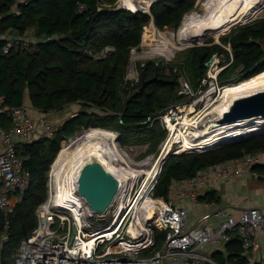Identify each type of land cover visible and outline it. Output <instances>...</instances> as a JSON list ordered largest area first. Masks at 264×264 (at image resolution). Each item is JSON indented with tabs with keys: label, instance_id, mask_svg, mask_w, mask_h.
I'll return each instance as SVG.
<instances>
[{
	"label": "trees",
	"instance_id": "trees-1",
	"mask_svg": "<svg viewBox=\"0 0 264 264\" xmlns=\"http://www.w3.org/2000/svg\"><path fill=\"white\" fill-rule=\"evenodd\" d=\"M118 2L0 0V33L8 29L20 33L33 29L51 37L34 47L12 49L0 55V105L14 107L28 103L47 113L62 111L71 104L81 105L52 135L17 143L31 182L12 212L0 209V264H12L15 249L37 227L36 211L48 197L49 173L64 140L82 128L102 127L120 132L124 144L132 139L152 141L153 150L167 132L157 117L184 100L178 93L177 71L166 74L155 62L149 61L141 67L140 81L135 85L126 80V67L131 49L142 42L145 25L153 20L161 29L167 26L178 29L196 0H156L150 3V12L139 10L144 8L141 5L131 8L137 10L118 8ZM3 44L0 41V49ZM224 45L231 47L233 61L220 73L221 85L233 83L227 73L237 68L241 69L236 79L240 81L263 72L264 18L232 29L222 36V44L191 49L189 63L195 89L205 76V62L214 54H224L226 61H231ZM143 80L150 81L141 90ZM0 124L6 127L10 124L5 113H0ZM250 152L264 153V133L224 142L205 152L171 155L154 194L168 200L175 183L183 182L209 165L238 159ZM254 169L264 173V163ZM215 194L208 191L201 199L217 202ZM5 230L8 239L1 243ZM165 236V231L156 230V248ZM222 244V248L211 253L215 263L210 264H262L252 260L249 254L252 248H244L238 232H232L231 238Z\"/></svg>",
	"mask_w": 264,
	"mask_h": 264
},
{
	"label": "built area",
	"instance_id": "built-area-1",
	"mask_svg": "<svg viewBox=\"0 0 264 264\" xmlns=\"http://www.w3.org/2000/svg\"><path fill=\"white\" fill-rule=\"evenodd\" d=\"M29 1L20 0L24 3ZM17 12L19 13L18 10ZM252 21L253 18L243 24ZM48 39L51 37L41 35L33 29L24 33L8 29L0 33V41L4 42L0 55L9 53L12 49L31 48L39 41ZM224 47L229 50L233 61L231 47ZM210 62L203 78L210 80L211 86L205 93L200 91L199 95L189 102L173 104L157 117L167 131L157 160L160 164L157 177L155 178L156 172L151 177L142 173L133 179L120 180L117 194L110 206L104 212H99L92 209L85 197L79 193L78 186L74 191L79 201L74 202L76 209L68 208L58 194L56 178L53 170H50L48 197L36 211L38 225L15 249L12 264H210L215 262L205 250L207 244L226 242L231 238L232 232H238L242 236L245 249L259 246L261 238L264 239V212L260 208L251 207L237 217L219 206L212 212L218 220L217 224L207 222L199 214L198 208L204 206L209 209L214 203L201 199L206 193L205 189L222 180L236 177L246 167L260 164L261 152L246 153L238 159L203 168L183 182L175 183L168 200L154 194L165 158L183 153L205 152L224 143L220 142L203 150L191 148L179 152V142L171 141L169 122L177 123L181 120L179 117L189 116V123L198 128L200 133H203V127L211 125H202L198 121L202 111L199 104L209 94H212L210 99L218 97L216 93L220 88H224L219 82V75L231 62L220 66L218 54H215ZM177 80L180 95L187 98L186 95L193 93L184 76H179ZM182 107L186 109H180ZM173 112L175 117L168 121ZM0 113H5L10 119L8 127L0 124V209L12 212L31 182L30 172L24 169V159L17 151V143L31 142L40 135L50 136L57 126L51 122H44L42 125L35 123L30 114V106L26 103L14 107L0 105ZM198 135L197 131L191 133V137ZM169 144L173 147L168 153L165 148ZM252 173L256 178L264 177V173L258 170H253ZM68 202L73 201L67 200ZM178 202L189 203L190 207ZM190 211L197 217V222L193 225L189 223ZM101 220L105 221V225L95 228ZM106 230H109L110 234L98 237V232L103 233ZM156 230L166 232L165 239L158 248L155 247ZM7 239L8 233L5 230L1 243Z\"/></svg>",
	"mask_w": 264,
	"mask_h": 264
},
{
	"label": "bare ground",
	"instance_id": "bare-ground-1",
	"mask_svg": "<svg viewBox=\"0 0 264 264\" xmlns=\"http://www.w3.org/2000/svg\"><path fill=\"white\" fill-rule=\"evenodd\" d=\"M261 1L205 0L206 12L203 15L186 17L175 34L171 35L168 33L169 31L166 32L164 30L163 32H158L156 25L152 22L151 28H146L144 41L159 45L160 49L165 51V53H172L174 50L192 45L195 42L201 43L211 35L215 37L216 41H219L221 36L229 32L233 27L247 22L246 18L253 15L256 9L258 10V7L261 6ZM122 3L128 9L133 8L128 0L126 1L127 5L125 0H122ZM150 3L151 0H141L139 2L141 6L146 7V10H148ZM174 39H177L178 42L174 41ZM261 93H264V71L239 83L224 86L222 97L214 98L211 110L200 114L198 119L200 122H203L210 115H215L209 120L211 125L203 127V133H200L201 131L198 132V128L191 126V123H189L191 118H188L189 116L187 115L179 117L182 121L171 122V117H175L173 112L168 117L171 141L179 142L181 146L179 152H183L191 148L203 150L220 142L242 139L244 136L247 137L264 132V115L245 117L229 123H221L219 121L232 111L237 100L257 96ZM210 95H208V99ZM214 104L217 105L214 106ZM180 109L185 110L186 108L182 107ZM177 114L179 115V113ZM193 131H197L198 137H191L190 134ZM117 139V134L111 130L102 127H92L71 138L70 143H64L54 162L53 174L56 178L55 183L58 194L61 200L68 205V208L76 209L74 202L79 201L74 191L79 186V181L84 170H86V166H88L90 171H97L98 173L103 169L108 174L113 175L116 181L133 179L142 173H147L148 177H151L156 167L158 168L157 171H159V161L155 167H147L149 161L141 163L142 165L138 164L135 167L130 164L119 149ZM172 147V144L167 145L165 152H171ZM67 200L73 202L67 203ZM114 228L115 226L112 227V229ZM109 232V230H106L97 234L100 237L110 234Z\"/></svg>",
	"mask_w": 264,
	"mask_h": 264
},
{
	"label": "rangeland",
	"instance_id": "rangeland-1",
	"mask_svg": "<svg viewBox=\"0 0 264 264\" xmlns=\"http://www.w3.org/2000/svg\"><path fill=\"white\" fill-rule=\"evenodd\" d=\"M126 1L127 0H125V4L127 5ZM140 1L141 0H128L129 4L132 5V7H134L136 4H138L140 6V4H139ZM204 2H205V0L204 1L196 0L193 9L190 12L186 13L183 19L185 20L186 17H190V16L203 15L206 12ZM260 5L261 6L258 7V10L257 9L255 10V11H257L256 13L254 11L253 15L249 16V18H246L247 21H249L251 18H253V21L264 18V0L261 1ZM117 7H124L122 0H119ZM143 7L145 9L144 8H141V9L148 11V10H146L145 6H143ZM125 8L128 9L127 7H125ZM132 10H137V9H132ZM152 22L154 23V21L152 20L149 24L144 26L141 44L139 46L131 49L129 63L126 67V80L137 85V83L140 81L141 67L145 63L152 61V62H155V64H157L158 66H160L162 69H164L166 74L172 72V70H173V72L177 71L179 73V76H184L187 79L190 87L193 90V93H191L190 95H186L187 98L185 97L183 101L189 102L190 99H193L194 97L198 96L200 91H203L205 93V90L208 89L209 86H211L210 80L207 79V81H206V79L203 78L201 80V84L199 83L198 86H195L196 89L193 87L194 86L193 84H195L196 82L192 78L191 66L189 63L191 49L195 46H203V45H207V44H214V43L222 44V36H224L225 34H228L232 29H234L236 27H233L229 32L223 34L221 36V38L219 39V41H216L215 37L211 35V36H208V38L204 39L203 42H201V43L195 42L192 45L182 47L181 49L174 50V51H172V53H169V52L165 53V51L160 49L159 45L152 44L151 42H148V41H144V35H145L146 28H151ZM240 25H244V24L242 23ZM240 25H238V26H240ZM156 29L158 30V32H163V30L166 32L169 31L168 33H170L171 35L175 34V32L178 30V29H175L174 27H169V26L165 27L164 29H161L157 25H156ZM175 40L178 42L177 39H174V41ZM178 45L182 46L181 44H178ZM216 54L219 55V58L221 60V62L219 64L220 66L225 65V64L227 65L230 62H232V61H226L224 54L223 55L221 53H216ZM102 55H105V52ZM171 67H173V69H171ZM208 69H209V66L206 70H208ZM240 70H241L240 68H237L235 71H231L232 73H227L228 78L233 80V83H231V84H236V83L240 82V80H236L239 73H240ZM234 80H236V81H234ZM228 85H230V84H227V86ZM223 86H226V85L224 84ZM223 91H224V88H220V90H218V93H216L218 97H216L215 99L221 98L223 95ZM213 100H214V98H212L210 100V98L208 99V97H205V99L200 102L199 108H200V106L202 107L200 109V110H202L201 114L206 113V112L211 110ZM26 104L28 106H30L28 103H26ZM215 105H217V104H214V106ZM80 109H81V105H79L78 103L71 104L70 106H68L66 109H64L62 111H51V113L46 117V119H47V121L51 122L52 124H55L56 126H58L60 123H62L63 119H65V118L69 117L70 115L76 113ZM30 111L32 112V109H30ZM213 117H215V115L208 116L207 118H205V120L203 122H201V124L202 125L210 124L211 122H209V120H211ZM43 123H44V121L41 122V124H43ZM177 126H179V125H177ZM87 129H90V128L80 129L74 137H76L81 132H83ZM108 130H111L117 134V136H118L117 144L119 146V149L126 156V159L130 162V164H132L134 167L138 164L142 165L141 163L146 162V161H149V164L147 167H151V166L155 167V165L158 163L157 160L159 159V156L161 154V146L163 145V143L167 137V132H166V136H164L161 140H159V143L156 145V148L152 150V144H153L152 141L145 140V139H140L137 141V140L132 139L128 143L124 144L121 140L120 132H118L117 130H114V129H108ZM162 131L163 130L161 129L159 131V133ZM68 142L69 143L71 142L69 138H67L66 140H64L62 142L60 151H61L64 143H68ZM60 151H59V153H60ZM59 153H58V155H59ZM58 155H57V157H58ZM57 157H56V159H57ZM56 159H55V161H56ZM53 165H54V163H53ZM53 165H52L51 171L53 170ZM157 170H158V168L156 167L155 178L157 177V172H158ZM51 171H50V173H51ZM49 176H50V174H49ZM101 221L97 222V224L95 225V228H97L98 226L105 225L104 224L105 221H102V222ZM189 221H191V220H189ZM215 245H216V243L207 244L206 249H205L206 252L208 254H211L214 251Z\"/></svg>",
	"mask_w": 264,
	"mask_h": 264
},
{
	"label": "crops",
	"instance_id": "crops-1",
	"mask_svg": "<svg viewBox=\"0 0 264 264\" xmlns=\"http://www.w3.org/2000/svg\"><path fill=\"white\" fill-rule=\"evenodd\" d=\"M32 109L31 116L38 125H42L41 122H49L46 117L51 112H43L35 107H30ZM68 118V117H67ZM66 119V118H65ZM63 119V120H65ZM62 120V121H63ZM261 163H264V153L261 152ZM259 164V163H258ZM256 166V165H254ZM254 166L245 168V170L234 178L222 180L215 186H210L205 189V192L215 191L218 201H214L212 206L208 209L204 206L198 208L199 214L206 219L207 222L217 224L218 220L213 216V210L217 207H224L229 212L234 213L239 217L245 210L251 207H258L264 212V177L256 178L252 171L255 170ZM179 204H184L180 203ZM190 207L189 203L184 204ZM189 223L191 225L197 222V217L195 213L190 211L189 213ZM224 245L217 242L214 250L222 248ZM252 260L261 261L264 257V239L261 238L259 246L249 250Z\"/></svg>",
	"mask_w": 264,
	"mask_h": 264
},
{
	"label": "water",
	"instance_id": "water-1",
	"mask_svg": "<svg viewBox=\"0 0 264 264\" xmlns=\"http://www.w3.org/2000/svg\"><path fill=\"white\" fill-rule=\"evenodd\" d=\"M151 4L148 8V12H150L151 10ZM118 8H125V7H118ZM139 10L145 11L143 9H139ZM210 61L211 59L205 62V64L208 65ZM148 81L150 80L143 82L142 88L146 85ZM258 115L259 116L264 115V93H261L257 96H251L249 98H242L240 100H237L232 108V111L226 116L222 117L219 121L221 123H229L241 118L253 117V116L255 117ZM258 134H254V135H258ZM73 137H68V138L71 139ZM243 138H245V136ZM167 160L168 158H165L162 161V168L164 167ZM85 169L86 170H84L81 179L79 181V186H78L79 193L85 197V199L90 204L92 209L99 212H104L106 208L110 206L113 198L115 197L118 191L119 181L118 180L116 181V178L113 175L108 174L103 169L100 171V173H98L97 171L95 172L90 171L88 169V166H86Z\"/></svg>",
	"mask_w": 264,
	"mask_h": 264
},
{
	"label": "flooded vegetation",
	"instance_id": "flooded-vegetation-1",
	"mask_svg": "<svg viewBox=\"0 0 264 264\" xmlns=\"http://www.w3.org/2000/svg\"><path fill=\"white\" fill-rule=\"evenodd\" d=\"M210 63H211V62H210ZM210 63H209L208 65L205 64V66L208 68V66L210 65ZM206 71H207V70H206ZM205 73H206V72H205ZM144 81H145V80H143V82H144ZM146 81H147V80H146ZM148 83H149V82H147L146 85H147ZM146 85H145V86H146ZM145 86H144L143 88L141 87V90H143V89L145 88Z\"/></svg>",
	"mask_w": 264,
	"mask_h": 264
},
{
	"label": "clouds",
	"instance_id": "clouds-1",
	"mask_svg": "<svg viewBox=\"0 0 264 264\" xmlns=\"http://www.w3.org/2000/svg\"><path fill=\"white\" fill-rule=\"evenodd\" d=\"M264 133V132H263ZM262 134V133H261ZM246 138V137H245ZM241 139V138H240ZM236 140H238V139H235V140H232V141H236ZM226 142H231V141H226ZM54 163V162H53Z\"/></svg>",
	"mask_w": 264,
	"mask_h": 264
}]
</instances>
